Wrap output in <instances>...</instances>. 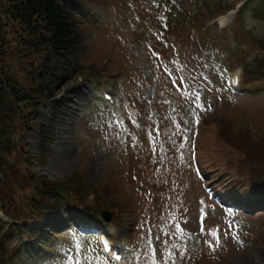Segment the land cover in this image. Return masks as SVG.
<instances>
[{"label":"rangeland","instance_id":"1","mask_svg":"<svg viewBox=\"0 0 264 264\" xmlns=\"http://www.w3.org/2000/svg\"><path fill=\"white\" fill-rule=\"evenodd\" d=\"M248 1L79 0L78 60L89 71L57 85L54 97L66 98L72 109L55 129L46 159L37 157L34 133L28 150L37 174L54 182L72 177L81 182L77 192L91 208L123 207L120 234L112 237L110 223L107 232L114 242L135 249L134 264H264V205L246 213L218 197L217 204L211 200L214 192L226 199H236V193L227 190L232 178H222L200 150L196 126L199 119L214 120L227 138L241 139L247 132L253 143L264 144V86L256 84V91L241 95L227 87V67L240 71L246 83L264 80L256 45L252 50L243 40L251 36L264 47V14L255 15L256 3L247 4L237 20L240 36L232 31L235 20L216 37L205 30V15ZM95 73L101 74L100 88L114 98L118 94L113 107L94 96ZM42 122L44 115L35 125ZM242 164H253L264 180V164L246 159ZM71 230L55 231L57 237L46 241L50 255H22L17 264H59L66 255L59 249L68 246ZM210 232L220 236L214 250ZM69 254L82 264H96Z\"/></svg>","mask_w":264,"mask_h":264},{"label":"trees","instance_id":"2","mask_svg":"<svg viewBox=\"0 0 264 264\" xmlns=\"http://www.w3.org/2000/svg\"><path fill=\"white\" fill-rule=\"evenodd\" d=\"M78 6L77 0H0V66L4 60L7 66L6 72L0 67V202L10 217L37 225L40 229L35 234L41 242L48 240L37 234L41 228L65 226L80 213V203L85 204L77 192L81 182L74 177L54 182L36 175L30 170L27 151V138L33 131L32 116L41 100L55 104L48 123L36 132L39 156L43 159L49 154L54 126L65 106L54 99L58 83L89 71L78 60L82 42L76 19ZM260 47L264 50L262 44ZM15 78L26 81L14 87ZM201 133L213 140L217 156L225 161L231 159L229 153H235L241 157L239 163L246 159L264 164V144L253 143L247 132L241 139L227 138L217 122L208 120L203 122ZM210 149V145L202 144L203 152ZM215 160L222 162L216 157ZM239 169L254 172L256 180L263 181L253 164H242ZM69 203H74L72 212L66 209ZM11 239L16 242L7 248L6 242ZM30 248L31 245H23L18 230L3 233L0 264H17L20 256L31 255L34 249Z\"/></svg>","mask_w":264,"mask_h":264},{"label":"snow or ice","instance_id":"3","mask_svg":"<svg viewBox=\"0 0 264 264\" xmlns=\"http://www.w3.org/2000/svg\"><path fill=\"white\" fill-rule=\"evenodd\" d=\"M198 98V97H197ZM197 108H200L201 106L199 104L196 105ZM199 121L197 120V123ZM231 212V209H229ZM201 231L203 232L204 229L202 228ZM210 236H212L215 240V245L209 243V247L212 248L213 250L215 247L219 246L220 243V236L218 235L217 232H210ZM233 239H236V234H233ZM78 240V242H77ZM207 243V241H206ZM67 245L68 246H61L59 251L64 252L66 255L59 261V264H81L80 259H77L76 256L70 255L69 253H81L82 256H86V249L90 245V241L86 237H80L78 233H76L74 230H71L67 234ZM242 246V245H241ZM105 251L107 248L105 247ZM131 252L133 255L135 254V249H131ZM153 256H155V252L153 251L152 253ZM116 260H120L121 256L117 255L115 256ZM90 264V262H89ZM154 264V261H153Z\"/></svg>","mask_w":264,"mask_h":264},{"label":"bare ground","instance_id":"4","mask_svg":"<svg viewBox=\"0 0 264 264\" xmlns=\"http://www.w3.org/2000/svg\"><path fill=\"white\" fill-rule=\"evenodd\" d=\"M222 22H223V23H226V22H228V19H225V18H224V19L222 20Z\"/></svg>","mask_w":264,"mask_h":264},{"label":"water","instance_id":"5","mask_svg":"<svg viewBox=\"0 0 264 264\" xmlns=\"http://www.w3.org/2000/svg\"><path fill=\"white\" fill-rule=\"evenodd\" d=\"M105 215V213H103Z\"/></svg>","mask_w":264,"mask_h":264}]
</instances>
